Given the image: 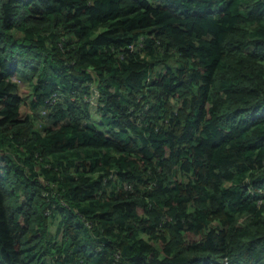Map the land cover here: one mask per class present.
<instances>
[{
	"label": "trees",
	"instance_id": "16d2710c",
	"mask_svg": "<svg viewBox=\"0 0 264 264\" xmlns=\"http://www.w3.org/2000/svg\"><path fill=\"white\" fill-rule=\"evenodd\" d=\"M0 264H264V0H0Z\"/></svg>",
	"mask_w": 264,
	"mask_h": 264
},
{
	"label": "rangeland",
	"instance_id": "374dc122",
	"mask_svg": "<svg viewBox=\"0 0 264 264\" xmlns=\"http://www.w3.org/2000/svg\"><path fill=\"white\" fill-rule=\"evenodd\" d=\"M22 94H23V95L26 94V95L28 96L27 89H23V90H22Z\"/></svg>",
	"mask_w": 264,
	"mask_h": 264
}]
</instances>
